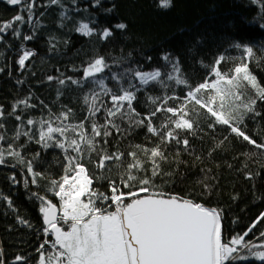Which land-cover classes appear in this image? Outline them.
Here are the masks:
<instances>
[{"label": "trees", "instance_id": "trees-1", "mask_svg": "<svg viewBox=\"0 0 264 264\" xmlns=\"http://www.w3.org/2000/svg\"><path fill=\"white\" fill-rule=\"evenodd\" d=\"M25 3H33L31 23L24 4L12 6L0 0V22L18 14L24 16L23 22L0 33L3 37L0 39V124L3 125L0 135L5 137L0 140V149L10 146L25 161L19 163L6 151L5 162L0 164V254L5 264H14L17 255L27 260L15 264H37L36 250L45 239L37 195L59 207L58 198L49 191L50 181L60 178L66 161L59 148H45L37 143L39 121L52 119L59 123L55 118L71 110L65 123L83 121L89 134L91 123L105 124L112 101L94 80L103 79L112 92L119 93L123 88L135 92L137 97L133 101L134 113L111 118L119 131L109 126L110 136L96 138L98 147L109 154L123 153L120 160L107 162L101 170L87 162L97 159L95 153L84 158L96 190L109 193V180L119 182L127 165L134 162L129 155L133 151L144 168L137 174L151 176L153 166L142 149L159 145L166 159H158L161 174L153 178L155 189L220 211L226 237L242 234L264 212V149L237 139L224 126L209 127L211 120L207 116L193 115L195 125L191 131L176 130L179 140L189 141L187 147L175 140L161 142L158 135L147 131V120L144 125L137 123L156 107L163 106L164 97H182L187 91V86L167 79L169 73L179 74L172 72L171 64L163 59L165 55L173 61L178 59L183 78L195 85L209 75L205 66L210 67L215 58L240 56L242 49L232 45L247 44L255 50L250 70L264 86V0H172L167 9L159 6V0H59L57 4H51L50 0H25ZM82 23L89 25L91 34L78 31ZM120 23L126 24V28H117ZM105 29L112 35L104 37ZM16 31L19 36L14 34ZM25 36L32 39H24ZM24 51L33 55L21 68L18 60ZM96 58H103L107 67L96 77L84 79V68ZM230 65L231 61H227L221 68L228 71ZM133 70H159L162 75L144 85ZM60 80L65 83H59ZM247 92L253 95L251 88ZM93 93H99L94 103L100 110L90 116ZM150 97L159 99L153 104ZM23 100L34 107L19 103ZM179 103L169 100L167 106ZM256 111L261 115L249 113L245 117V131L257 142H264V102H257ZM169 115L159 112L152 117L158 131ZM16 116L21 119L17 120ZM28 119L36 123L28 125ZM17 131L21 132L19 138ZM24 132L32 138L23 135ZM104 139L107 144L103 143ZM138 145L141 147L137 148ZM27 161L32 162L34 172L42 174L40 177L27 171ZM260 231H264V220L245 239L252 240ZM235 264H264V261L250 258Z\"/></svg>", "mask_w": 264, "mask_h": 264}, {"label": "snow or ice", "instance_id": "snow-or-ice-1", "mask_svg": "<svg viewBox=\"0 0 264 264\" xmlns=\"http://www.w3.org/2000/svg\"><path fill=\"white\" fill-rule=\"evenodd\" d=\"M6 3L12 6L24 4L31 23L33 3H25V0H6ZM50 3L57 4L59 0H50ZM171 5L172 0H159L161 8L167 9ZM23 21L24 16L18 14L9 21L0 22V33H6L16 23ZM116 27L123 30L126 24L120 23ZM78 31L91 34L87 23H82ZM14 34L20 35L19 31ZM111 35L110 30H104V37ZM0 39L3 37L0 36ZM24 39L31 40L32 37L25 36ZM232 47L242 49V54L235 57L219 55L210 67L205 66L209 75L195 85L183 78L179 60L173 61L170 56L165 55L163 59L171 64L172 72L179 74L173 76L169 73L167 79L174 80L176 85L187 86V91L182 97H164L163 106L156 107L149 116L137 123L144 125L147 120V131L158 135L161 142L175 140L187 147L189 141L179 140L176 130L191 131L195 125L193 115L207 116L211 120L209 127L224 126L237 139H242L257 149H264V142H257L248 135L244 126L245 117L249 113L261 115L256 111V105L258 101L264 102V86L260 85L258 78L250 70V63L255 60V50L253 46L241 43H235ZM32 55L31 51L23 52L18 60L21 68ZM227 61H231V65L228 71H224L221 65ZM106 67L103 58H96L84 68L83 77L92 79ZM133 71L144 85L157 81L162 75L159 70ZM93 82L99 84L103 94L110 96L112 101V107L107 109L109 119L105 124L91 123L89 134L83 121L76 124L65 123L70 119L71 110L62 112L55 118L59 123H54L52 119L39 121L37 143H42L45 148L56 147L62 150L66 163L60 178L50 181L49 191L58 198L59 207L46 197L37 195L41 201L39 211L43 216L45 237L36 250L37 264H235L250 258L264 261V239H261L264 238V231H260L252 240L245 239L264 220V212L242 234L226 237L220 211L155 189L153 178L161 174L158 159H166L159 145L142 149L151 160V176L137 174L144 168L137 153L133 151L129 155L134 162L127 165L119 182L109 180L108 194L93 187L94 177L84 158L95 153L97 159L87 162L94 163L101 170L106 168L107 162L120 160L123 153L109 154L106 149L98 147L96 138L110 136L112 133L108 130L109 126L119 131L118 125L111 118L117 114L124 117L134 113L133 101L137 98L135 92L123 88L119 93L112 92L104 85L103 79ZM59 83L64 84L65 81L60 80ZM72 83L79 84L80 81ZM130 87L134 88L135 85ZM249 88L253 91L251 96L247 92ZM98 96L99 93H93V103L88 110L90 116L100 110L94 103ZM150 99L156 104L159 98ZM169 100H179L180 103L167 106ZM85 101H88V97H85ZM19 103L25 107H34L27 100ZM159 112L170 115L167 123L161 125L158 131L153 125L152 117ZM16 119L20 120L21 117L16 116ZM35 123L32 119L27 120L28 125ZM0 127L3 125L0 124ZM16 135L19 138L21 132L17 131ZM23 135L32 138L27 132ZM4 139L0 135V140ZM103 143L107 144V140L104 139ZM6 151L8 155L17 158L19 163H25L20 153L9 146L8 149H0V164L5 162ZM26 167L34 177L42 175L34 172L31 161L26 162ZM32 183L35 184L36 179ZM101 204L106 206L102 207ZM64 226H67L66 229ZM26 260L27 257L17 255L14 264ZM0 264H5L2 254Z\"/></svg>", "mask_w": 264, "mask_h": 264}, {"label": "rangeland", "instance_id": "rangeland-1", "mask_svg": "<svg viewBox=\"0 0 264 264\" xmlns=\"http://www.w3.org/2000/svg\"><path fill=\"white\" fill-rule=\"evenodd\" d=\"M66 229V228H65Z\"/></svg>", "mask_w": 264, "mask_h": 264}]
</instances>
